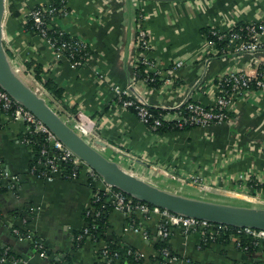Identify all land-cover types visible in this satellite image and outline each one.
Here are the masks:
<instances>
[{
	"label": "crops",
	"instance_id": "1",
	"mask_svg": "<svg viewBox=\"0 0 264 264\" xmlns=\"http://www.w3.org/2000/svg\"><path fill=\"white\" fill-rule=\"evenodd\" d=\"M44 1L4 0L1 40L13 69L44 93L62 118L71 112L86 122L90 133L85 138L92 143L97 137L106 141L99 149L115 161L121 157L147 173L160 166L156 185L194 197L258 206L245 201L264 197V91L241 95L223 123L152 131L136 112L115 101L112 87L124 86L133 72L140 23L162 74L156 85L137 80L132 94L150 105L170 106L190 95L209 104L216 95V78L223 73L241 69L250 75L260 70L264 74V49L211 57L215 50L203 32L204 27L228 28L242 19L264 21V0H66L67 12L55 19L56 24L91 48L86 63L77 67L25 26L28 9ZM180 59L183 64L172 68ZM38 63L42 79L50 76L62 87L61 97L34 75ZM24 132V122L7 117L0 108V247L10 246L32 264H70V260L100 264L98 250L112 239L120 247L132 245L142 252L140 264H162L157 255H164L162 247L158 249L163 242L170 254L179 256L178 264H264L263 246L245 248L235 238L205 242L201 231L184 232L157 214L136 213L135 229L130 214L117 208L107 212L106 238L85 236L79 241L77 233L86 223L85 211L94 196L87 174L46 180L31 173L35 150ZM107 147L113 154L105 153ZM168 172L176 174L172 181ZM164 225L167 234L160 231ZM14 227L21 232L29 229L42 241L44 253L31 239L19 237Z\"/></svg>",
	"mask_w": 264,
	"mask_h": 264
},
{
	"label": "built area",
	"instance_id": "2",
	"mask_svg": "<svg viewBox=\"0 0 264 264\" xmlns=\"http://www.w3.org/2000/svg\"><path fill=\"white\" fill-rule=\"evenodd\" d=\"M58 10L59 12H62L59 15L65 14L67 12V1H65L64 6L56 10V7L52 5L50 0H45L44 2L34 5L28 9L25 15V23L26 18H31L35 27L33 30L46 41L48 47L54 53L64 56L70 65L75 67L83 65L90 56L89 50H84L86 47H88V44L84 40L76 35L68 33L63 28H61L58 33H66L68 34V37H60L56 35L52 36L49 33V27H51L53 24H56L55 19L59 16L56 14V11ZM143 18L144 14L141 13V19ZM250 21L251 24H248V29L249 32L252 31V38L240 36L239 34H234L231 36V44L229 48L234 49L235 52L232 55H239L245 52L255 53L264 49V40L262 39V35L264 34V21ZM223 30H226V28H220L219 37L224 34L221 33ZM136 39V57L134 59L133 66L138 63H144L147 70L159 74L158 77L160 78L162 69L158 65L157 60L150 55L151 42L148 38L145 28L141 23L136 30ZM207 42L211 49L215 50L214 52L216 53L218 49L216 47L215 41L208 39ZM182 64L183 60H176L171 65V67L177 68ZM98 73L101 74L100 72ZM219 77H221L222 81H215L217 91L214 102L207 104L193 99L190 95L182 99L180 102L170 106L152 105L165 110L160 111L159 115L156 117H154V112L149 109L150 104L141 99H137L134 94H132V89L134 88V84L137 80L149 83V81L154 79L153 77H149L148 75L138 77L133 69L129 80L124 86L114 85L112 89L114 92V98H117L115 101H117L123 107L134 105L137 109L136 114L139 116L142 123H144L147 129L152 131H155V128H157V125L161 119L172 120L177 126H183L185 124L206 125L210 123H223L230 117L235 102L241 95L255 90L264 91L263 73L259 75L258 72L256 74L250 75L241 69H236L229 70ZM252 80H255L256 86L251 84ZM123 95H128V97H123ZM207 105L212 106L207 107ZM0 108L7 117L12 119H20L24 122V139L32 147L34 141L39 138L37 135L41 136L42 140L39 142L40 146H38V149L36 150L34 158L29 167V171L31 173L43 179L51 180L57 176L76 177L78 176L79 172L84 171L89 177V183L92 185V188H94V196L92 198L93 201L99 200L100 197H102L101 195H106V198L110 199L114 208L125 210L129 214L131 212L143 214L145 216L157 214L163 217V221L165 223L167 222L173 225H178L184 232H189L190 230L201 231L205 242L221 237L224 232H226L231 227H234L235 231L232 232V235L237 238L241 235H246L251 238L252 243L264 247V228L252 226H235L222 222H215L206 218L177 213L138 198L135 199L136 197L134 198V196L126 193L120 188H113V185L105 183L101 175L96 170H94L82 158H80L71 148L66 146L63 141L60 140L55 135V133L42 122V120H40L23 104L15 100L1 85ZM67 114L69 115L65 120L70 123L71 127L76 132H78L83 137L90 133L89 126L86 122L77 119L71 112H68ZM150 117H154L153 122H150ZM97 140L98 141H94L93 143L88 140L87 141L96 147L98 146V149L99 146L104 147V145L107 143L106 141H101L99 137H97ZM99 182L102 184L98 185ZM95 207L96 206L94 204L88 207L85 211L86 215L99 214L101 210ZM129 220L130 224H132V227L137 229L135 218H129ZM160 231L163 234H167L165 225L161 226ZM14 232L18 234L19 237L31 239L35 248L44 253L45 247L42 241L38 239L37 236L33 235L29 229L21 232L18 227H14ZM87 233H89V228L85 225L83 231L78 234V237ZM238 243L241 244V241L238 240ZM244 247H247V245ZM102 248L104 253V256L102 257L103 264H111L109 262L111 259L110 257H117L118 252L112 251L110 256H108L107 252H109V249L106 244L103 245ZM7 249L8 247L5 248V252ZM127 252H131V249H127ZM161 252L166 257V262L168 264L179 259V256L170 254L166 247H162ZM134 253L136 258H141L143 256V253L140 251H134ZM8 258L12 264H32L31 261L26 257L11 255ZM5 259L6 258L3 256L0 257L1 262H4Z\"/></svg>",
	"mask_w": 264,
	"mask_h": 264
},
{
	"label": "water",
	"instance_id": "3",
	"mask_svg": "<svg viewBox=\"0 0 264 264\" xmlns=\"http://www.w3.org/2000/svg\"><path fill=\"white\" fill-rule=\"evenodd\" d=\"M4 0H0V85L31 110L63 143L96 170L105 183L171 211L235 226L264 228V206L241 205L181 194L156 185L124 169L76 132L45 97L33 89L12 67L1 40Z\"/></svg>",
	"mask_w": 264,
	"mask_h": 264
},
{
	"label": "trees",
	"instance_id": "4",
	"mask_svg": "<svg viewBox=\"0 0 264 264\" xmlns=\"http://www.w3.org/2000/svg\"><path fill=\"white\" fill-rule=\"evenodd\" d=\"M52 5L54 7H56V10L59 9L60 7L64 6V3L66 0H50ZM62 12L56 11V14L59 15ZM53 24V23H52ZM248 24H251L250 20L247 19H242L237 21L234 25H232L229 28H226V30H223L224 33L221 37H219V30L220 27L219 26H214V25H210L207 27L203 28V32L206 34L207 36V40L208 39H212L215 41L216 43V47L218 49V51L215 52H211V56H215V57H219L222 55H232L234 54V49L229 48L230 44H231V36H233L234 34H239L240 36H245V37H249L252 38V31L249 32L248 29ZM257 25V23H256ZM25 26L29 29H35L31 18H26V23ZM59 30H61V28L57 25V24H53L51 25V27H49V33L52 36H60V37H68V34L64 33V34H59ZM216 31V32H215ZM218 32V33H217ZM137 40V39H136ZM88 49L89 52L91 53V48L88 46L86 47L84 50ZM33 63V59H31L30 61L27 62L28 66H31V64ZM134 71L136 72L138 77H142L145 75H148L149 77H153L154 79L152 81H149L150 84L156 85L158 84L159 81V74L149 71L146 69L144 63H138L135 66H133ZM41 65L40 63L36 64L33 68V73L36 77L41 78V80L43 81V84L45 86L46 89H48L50 92H52V94L56 97H61L63 89L62 87L54 81V79L50 76H46L45 78L42 79L41 76ZM262 74V71H259V75ZM222 81L221 77L216 78V81ZM224 80V79H223ZM252 85H255V80H252ZM123 97H128V95H123ZM117 98H115L116 100ZM212 105H207V107H211ZM128 108L132 109L134 112H136V108L134 105H130L128 106ZM149 109L154 112V117L159 115L160 111H165L163 109H161L160 107L157 106H149ZM232 113V112H231ZM231 115V114H230ZM154 117H150V122H153ZM196 126V124H185L183 126H177L174 124V122L172 120L169 119H161L160 122L157 125V128H155V131H174V130H180V129H188L191 127ZM25 134V133H24ZM38 139H36L34 141L33 144V148L36 152V150L38 149V146H40L39 142L41 139L40 135ZM80 173V172H79ZM88 181H89V177H88ZM1 184V182H0ZM9 185V181L7 180L6 183L3 185L4 188H8ZM113 188L118 189V187L113 186ZM102 194V193H101ZM102 197H100L99 200H94L92 202V205L94 204L97 209H100L101 212L99 214L96 215H86V223L82 226V228L78 231L77 233V237L78 234L80 232L83 231V228L86 226H88L89 228V233L87 234H83L82 236H80L78 238V240L80 241L81 239H83L85 236H90L92 238L95 239H99L102 237H105L104 234V225L106 223L107 220V212L109 209L114 208L112 205V202L110 201V199L106 198V195H101ZM106 198V200H105ZM135 198V197H134ZM137 199V198H135ZM137 215L135 212H131L129 215V218H135L136 219ZM22 231H25L24 229H22ZM235 231L234 227H231L230 229H228L226 232H224L222 234L221 237H219L222 240H226V239H231V238H235L239 241H241L240 246L244 247L245 245H247V247L245 248H256L257 245L255 243H252V240L250 237L246 236V235H241L240 237H235L234 235H232V232ZM106 238V237H105ZM161 241V240H160ZM76 242H78L76 240ZM106 246L109 249L108 256H110L112 251H117L118 252V256H117V260H115L114 257H110L111 259L109 260V262L111 264H140L142 257L141 258H136L135 257V253L134 251H137L136 248H134L132 245H125V247H120L116 241L112 240V239H107L105 242ZM104 244V245H105ZM166 246L163 242L160 244L158 249H161V247ZM259 246V245H258ZM8 247L7 251L5 252V248ZM127 249H131V252H127ZM159 251V250H158ZM14 255L17 256L15 253H13L11 251L10 246H2L0 247V257H5V261L1 262L0 264H9L8 260L10 261V259L8 258L9 256ZM106 255V254H105ZM104 256L103 253V248H100L98 250V257H99V262L100 264H103V259L102 257ZM157 257L159 258V260L162 262V264H168L166 261V257L164 255H161L160 252L158 253ZM69 263H73V264H78L75 261H71ZM169 264H178V263H169ZM181 264V263H180Z\"/></svg>",
	"mask_w": 264,
	"mask_h": 264
},
{
	"label": "rangeland",
	"instance_id": "5",
	"mask_svg": "<svg viewBox=\"0 0 264 264\" xmlns=\"http://www.w3.org/2000/svg\"><path fill=\"white\" fill-rule=\"evenodd\" d=\"M142 24V23H141ZM41 94H44V93H41ZM85 138V137H84ZM86 139V138H85ZM105 153L107 154V155H109V154H113L112 152H111V149H110V147H107V149L105 150ZM114 157H116V155L114 154ZM117 158V157H116ZM118 159V163H119V165H121L124 169H126L127 171H130V172H132V173H134V174H136V175H138V176H140V177H143V178H145L146 180H148V181H150V182H152V183H154V184H156L155 182H154V180L155 179H157V178H159V177H157L158 175H157V170L158 171H160V169H159V167L160 166H158V165H155L153 168H154V170L156 171V173H154L155 171H152V173H150V171H148V173H147V171H145L144 169H142L143 167H141V168H139V167H136V166H132L131 164H129L127 161H125L123 158H121V157H119V158H117ZM116 159V160H117ZM161 172V171H160ZM169 173V172H168ZM171 173V172H170ZM169 173V174H170ZM158 174H160V173H158ZM168 174V175H169ZM176 174L175 173H172V174H170V176L169 177H167V179H168V181H172V178H174V177H176L175 176ZM168 189V188H167ZM170 190V189H169ZM173 191V190H172ZM262 198V197H261ZM245 202H247V204H257L258 206H264V197L262 198V199H257V200H255V201H245Z\"/></svg>",
	"mask_w": 264,
	"mask_h": 264
},
{
	"label": "bare ground",
	"instance_id": "6",
	"mask_svg": "<svg viewBox=\"0 0 264 264\" xmlns=\"http://www.w3.org/2000/svg\"><path fill=\"white\" fill-rule=\"evenodd\" d=\"M19 70V69H18ZM24 74V73H23Z\"/></svg>",
	"mask_w": 264,
	"mask_h": 264
}]
</instances>
